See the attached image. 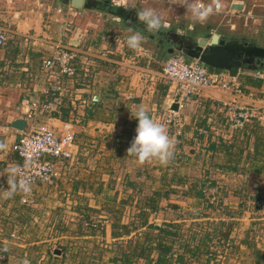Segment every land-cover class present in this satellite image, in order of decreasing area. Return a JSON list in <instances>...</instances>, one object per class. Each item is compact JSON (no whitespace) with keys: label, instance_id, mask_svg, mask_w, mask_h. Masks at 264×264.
Masks as SVG:
<instances>
[{"label":"crops","instance_id":"crops-1","mask_svg":"<svg viewBox=\"0 0 264 264\" xmlns=\"http://www.w3.org/2000/svg\"><path fill=\"white\" fill-rule=\"evenodd\" d=\"M48 1L0 0V28L9 36L0 50V190L9 187L6 170L20 161L13 144L28 126L18 129L14 122L25 120L24 100L43 92V59L57 45L75 48L81 55L77 67L89 76L64 98L62 119L74 121L77 160L55 190L67 196L72 221L38 216L49 226L46 233L36 231L28 206L43 208L51 193H40L45 184L34 187L31 204L21 201L18 187L8 197L0 191V264H158L159 243L171 248L164 264H264V185L255 186L264 173V125L229 130L221 108L227 93L208 88L192 97L182 111V134L167 132L173 142L167 164L126 155L137 123L130 113L143 108L162 124L173 102V86L160 77L171 49L220 35L215 18L222 15L186 22L185 0H128L127 7L97 0V8ZM148 1L161 17L175 13L163 18L157 33L144 31L134 14L149 8ZM217 2L238 13L228 17L239 18L231 25L234 36L243 35L245 19L244 40L264 47V0H204L211 7ZM128 28L143 35L136 50L125 46ZM225 71L246 92L264 97L258 76L264 59ZM36 122L60 127L48 116ZM205 188L217 195L216 203ZM97 218L102 226L84 225ZM167 225L177 232L164 234Z\"/></svg>","mask_w":264,"mask_h":264},{"label":"built area","instance_id":"built-area-1","mask_svg":"<svg viewBox=\"0 0 264 264\" xmlns=\"http://www.w3.org/2000/svg\"><path fill=\"white\" fill-rule=\"evenodd\" d=\"M111 3L119 7L128 6V0H111ZM212 8V14H221L224 18L238 14L222 10L220 2L215 3ZM228 21L230 22L229 18ZM8 41V29L0 28V50ZM80 59L81 55L75 48L57 45L52 54L42 61L44 70L59 71L55 76L50 75L46 79L47 88L44 92L48 96L40 101L25 99L23 102V114L28 126L13 144V150L20 159L13 166L20 168L15 177L16 184L19 185L21 181L28 183L29 191L26 193L18 187L21 201L24 203L33 202L32 193L36 185L52 184L65 172L72 170L76 159L75 130L71 120L62 119V108L67 92V78L75 79L78 76L77 63ZM258 76L264 78V72L258 73ZM160 77L175 90L173 102L168 104L161 117L166 131L173 133L175 137L183 132V109L191 102L193 96L202 95L208 88L220 89L227 93L229 98L221 100V108L229 130L242 129L250 122L264 125V97L254 90L246 92L237 77L228 71L211 68L197 58L188 60L183 52L175 51L164 64ZM174 104L177 109H173ZM44 116L58 119L60 127L56 129L46 123L36 122L37 118ZM261 184L264 185V173L261 183H255V186L259 187ZM203 191L210 203L217 202V195L212 193L211 189L205 188ZM84 225L91 228L102 226V223L90 219L85 220ZM11 236L16 237L15 234ZM3 250L6 252L8 248L3 247ZM3 256L4 254H0V257Z\"/></svg>","mask_w":264,"mask_h":264},{"label":"clouds","instance_id":"clouds-1","mask_svg":"<svg viewBox=\"0 0 264 264\" xmlns=\"http://www.w3.org/2000/svg\"><path fill=\"white\" fill-rule=\"evenodd\" d=\"M183 7L194 22H203L212 14L213 8L204 3V0H185ZM137 20L143 24L144 31L157 33L163 24V18L152 8H143L136 11ZM127 36L124 43L130 50H136L141 46L143 35L140 32H133ZM131 118L136 120L135 135L132 138L126 155L134 157L139 163L157 160L161 164H167L172 156L173 142L162 124L155 122L143 109L138 108L130 113ZM8 185L7 189H2L5 197L11 196L19 187L25 193L29 191L28 183L21 181L19 185L15 182V177L20 172L19 166L7 168Z\"/></svg>","mask_w":264,"mask_h":264},{"label":"water","instance_id":"water-1","mask_svg":"<svg viewBox=\"0 0 264 264\" xmlns=\"http://www.w3.org/2000/svg\"><path fill=\"white\" fill-rule=\"evenodd\" d=\"M71 5L85 8H97L101 4L97 0H65ZM184 47H174L171 52L181 51L186 56L191 54L193 59L197 58L207 66L214 69L230 70L248 65L256 58L264 59V47L236 39H225L218 33H212L209 38H201L198 43H185ZM177 109V105H173ZM26 121L19 119L14 122L18 129H24ZM59 251V250H58Z\"/></svg>","mask_w":264,"mask_h":264},{"label":"rangeland","instance_id":"rangeland-1","mask_svg":"<svg viewBox=\"0 0 264 264\" xmlns=\"http://www.w3.org/2000/svg\"><path fill=\"white\" fill-rule=\"evenodd\" d=\"M152 1H154V0H152ZM48 2L52 4L54 2V0H49ZM154 3L155 2L148 1L147 2V5H148L149 8H152L155 11H157L155 9ZM140 6H142L140 4V2L139 3L137 2L136 9H140L139 8ZM169 9H173V7L170 6ZM134 11H135L134 14H136V11L137 10H134ZM174 14H171V16L173 17ZM211 15H213V14H211ZM171 16L168 15V13L166 12L162 18L169 19ZM242 17H245V16H242ZM179 18H180V16H177L176 17L177 20H179ZM207 19H211V18L208 17ZM215 19H216V22H217V29L220 30V35H222V37H224L225 39H229L230 40V39H232L234 37L236 39V37H237V38H241V42L242 41H245L244 39H248L247 37H245L247 31L244 28H247L248 27L244 23V20L245 19H243V21L241 23L242 25L240 24L241 26H243V28H242L243 29L242 34L244 36L243 35H239V36L235 35L234 36V34L232 33L233 30L231 28V25L233 23H235V24L238 23L237 21H238L239 18L237 19V18H234L233 17V20H231L229 22L228 21V18H224V17H222V16L219 15V16H216ZM185 20H186V22H190L191 23V21H192V23H194V21L192 20L191 17H186ZM131 21H133L132 18H131L130 22ZM217 29H215V30H217ZM238 31L241 32V30H238ZM192 58H193V56L191 54H187V59L188 60H190ZM80 61H81V59H80ZM58 72H59L58 70H56L54 72L46 71V76L49 77L50 75H54V74H56ZM87 76H89L88 73H87ZM87 76H86V74H82L80 72V69L78 68V76L75 79L67 78V83H66V85H67V93L69 91L72 92L73 90H75L76 88H78L79 87L78 85H80V83H83V82L86 83L87 81L85 80V78ZM47 77H46V79H47ZM46 85L47 84L45 82V85L42 88L43 89V92H41L40 97L39 98L32 99V101H40L43 98H45V97L48 96L44 92V90H46V88H47ZM65 96H66V94H65ZM65 96H64V98H65ZM63 103H64V100H63ZM71 121L74 124V121L73 120H71ZM0 122H1V120H0ZM74 130H75V128H74ZM76 160L74 161V164L72 165V170L71 171H74V167H75ZM59 184H60V181H58V182L55 181L52 184H47V185L45 184V186H43L44 188H41V192L40 193H42V194H44V191H45L46 194L49 193V192H51V193L47 194V198L44 200L45 203L42 204L43 208H40V205H36V206L29 205L28 206L29 209H33L32 212L35 214V217L37 218V221L35 222V229H36L37 232L46 233L48 231L47 226H49V225L46 224V220H45V218H47V217H52V218H57V219H60L61 218L62 221H65V222L72 221V220H70L71 213L68 212V211H70V207H67L66 206V205H70L69 202H67V199H66L67 196H63V194H60L58 192H55V190H57V187H58L57 185H59ZM53 207H55V208H53ZM54 212H55V214H53ZM42 215H44V217H45L44 220H40V218L38 219V216L41 217ZM66 215H67V217L65 218ZM67 219H68V221H67ZM96 221H100V218H97Z\"/></svg>","mask_w":264,"mask_h":264},{"label":"trees","instance_id":"trees-1","mask_svg":"<svg viewBox=\"0 0 264 264\" xmlns=\"http://www.w3.org/2000/svg\"><path fill=\"white\" fill-rule=\"evenodd\" d=\"M116 8V7H114ZM235 70V69H234ZM63 118V117H62ZM65 119V116H64ZM63 119V120H64ZM204 194V193H202ZM171 226V225H170ZM169 225H167L165 228L162 229V231L164 232V234H168V235H172L175 234V232H177V230L172 231L170 228H168ZM157 250L159 252V258H158V264H164V260L168 257H170L171 255V248L167 245H164L162 243H159L157 245Z\"/></svg>","mask_w":264,"mask_h":264},{"label":"bare ground","instance_id":"bare-ground-1","mask_svg":"<svg viewBox=\"0 0 264 264\" xmlns=\"http://www.w3.org/2000/svg\"><path fill=\"white\" fill-rule=\"evenodd\" d=\"M221 70H225V69H221Z\"/></svg>","mask_w":264,"mask_h":264}]
</instances>
